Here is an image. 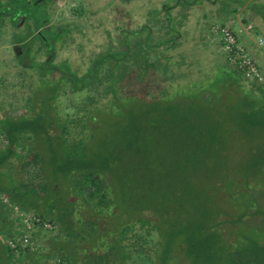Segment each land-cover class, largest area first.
I'll list each match as a JSON object with an SVG mask.
<instances>
[{"label":"rangeland","instance_id":"374dc122","mask_svg":"<svg viewBox=\"0 0 264 264\" xmlns=\"http://www.w3.org/2000/svg\"><path fill=\"white\" fill-rule=\"evenodd\" d=\"M61 1L64 3L63 7H54L56 18L73 19L78 17L82 20L81 16L85 17L87 10L90 9V7H75V5H84L87 0H68L66 5L65 0ZM97 1L100 4L107 2V0ZM161 1L137 0L139 7L135 8L127 7L122 0H113L112 4L113 6L116 5L115 7H105L109 3H104L99 13L94 11L93 15L91 10L88 11V15H90L87 23H84L86 31L78 35L75 34L76 40L68 43L59 54L61 60L66 59L62 68L72 73L71 78L77 80L76 85L82 83V78L78 79L75 66L86 71L91 68L94 60L95 63L100 60L99 56L103 53L117 49L119 47L117 34L121 26L126 25L136 29L141 26L144 20L149 27H156L159 23L158 10L160 7H164V3L163 6L159 5ZM218 2H220L219 7H222L218 12H228L232 17H226L224 13H213L210 18H204L200 26L195 25L197 36L194 38L187 40L185 33L180 41L177 40L178 43L170 41L168 44L161 43L162 45L159 44L158 47L152 46L149 50L147 45L145 46L146 49L141 48L144 53L141 51L140 58L149 56L150 61L154 63L146 82L137 81L139 68L133 67L135 70H133L128 81L131 93H146L147 97L153 98L160 95L164 89L168 92L173 91L174 95L169 102L172 106L171 116L166 117V112L163 111L162 115L165 118L157 119L155 116L154 119V113L146 104L142 108H138V111L133 114L129 109L130 103L127 101L125 104L127 108L121 116L110 112L113 110L112 107L107 109L96 107L93 114L98 116V120L92 119V116L88 118L94 123L99 122L101 125L97 129V136L95 137L97 147L98 143L100 145V140L104 138V134L112 135L113 145L111 144V147L115 152H118V157L112 164V180L119 187L122 186L126 189V195L133 208L140 209L142 202L149 207L158 208L162 207V203L169 201L179 209V213H183V215L181 214L182 226L187 227L194 224L198 228L201 222L209 225L205 232L198 231L197 238L201 239L206 231L212 233L210 231L212 226L215 227L213 231H217L221 235L224 233L226 237L228 236L227 233H233L239 224L240 216L248 206L255 209L256 212H261L260 210L264 209V129L253 123L257 116H262L256 106L264 103V100L255 96L247 98L250 96L249 94L257 91V84L236 80L238 79L237 74L225 62L220 44L212 38V29L220 24L229 25L238 34L239 39L247 47L249 46L250 50L261 61H264V44L261 46L254 44V36L256 37L260 33L252 28V18H247V22L242 26L237 23V20L235 22L233 20V17L236 16L234 8L224 7L223 0ZM70 5L73 7H69ZM95 8L93 7V9ZM176 8L179 10L176 16L179 18L181 26H189V20H186V13L188 12L194 11L193 25L196 23L199 14L195 7L184 8L183 5H180ZM162 13L164 16L165 12L162 11ZM243 21L245 20L243 19ZM179 29L180 33L186 31L182 27ZM157 30L159 34L165 31L159 27ZM140 35L142 36V34ZM132 36L136 38L137 35L132 34ZM138 37L139 35L136 39L141 41L142 37ZM195 42L200 48L196 53L201 54L204 51H209L221 62L219 71H216L217 75L216 73L212 74L218 76L215 77L214 82L220 80L221 72L224 70L230 75H223L220 94L219 96H212L211 100L207 99L210 103H203L199 99L185 100L186 95H194L197 89L195 88V90L190 86L177 88L175 85L176 82L178 83L181 72L188 73V63L195 62L193 55ZM0 46L6 49H9L10 46L2 34H0ZM146 52L148 54L145 56ZM182 53L186 54L188 63L184 60L181 61L185 57ZM115 56L116 61L115 59H106L102 63H105L106 67L110 65V68L113 69L119 63L118 59L124 57L125 54L116 53ZM164 56L172 57L167 59ZM137 57L139 58V56ZM205 61L203 60V63H206ZM124 68L123 66L122 70ZM200 68L202 69L198 72L200 75H208L205 67ZM44 71L46 74V71L50 70ZM190 71V73H195V69ZM4 73L1 74L0 72V108L2 106L9 107L5 108L3 117L0 116L1 120L7 114H12L14 117L21 116L29 110L27 115L36 116L33 119L42 117L43 121L47 119L49 123L53 119L56 120L53 117L54 112L57 111L60 117H66L67 112L74 111L72 106L87 104L90 99L88 98L90 87L85 91H75L69 88L71 85L63 86L62 83L67 80L65 74H61L57 79L58 72L52 71L49 75L51 77L45 76L43 80H40L43 82L42 85L38 83L39 74L37 71H31L27 68L23 71V68L19 66H10ZM146 84L147 88L150 87L149 92L146 91ZM40 85L42 86L39 87ZM260 87H262L261 92L264 91V84H260ZM32 93L34 100L37 95L39 97V100L37 98L33 105L29 97ZM91 94L96 95V92ZM247 99L252 100L249 102L250 104H247ZM31 106H35L34 111L31 110ZM177 112H179L180 119L175 126L173 124L168 125L171 120H163L173 117L178 119ZM158 113L161 115V112ZM187 115L189 118H186ZM117 119H120V122L115 123L118 121ZM1 120L0 127L4 130ZM133 120L142 126L143 131L151 127L150 124L154 126L157 122L162 127H169L170 129H165L163 134L157 138L158 140H154L148 148L135 151L123 142L124 138L133 135L131 131L133 129L130 125ZM4 132L6 137L4 141H0V147H6L9 143L8 135L5 130ZM52 133H56V130L52 129ZM117 138L121 140L118 141L119 143H115ZM121 146L122 148L119 149ZM19 152L25 154L24 150ZM97 152V155L101 153V149ZM36 174H38V169L31 172V175L35 176ZM253 175L257 177L255 181H253ZM33 179L38 181V177H33ZM55 184H57V189H62V192L66 193L67 183L60 179ZM0 197L8 198L12 204H15L4 193H0ZM139 211H136V214H140ZM161 214L163 217L164 211ZM139 232L143 239L142 242H147L146 228L143 225H140ZM6 235L8 236V234ZM6 235H4V239ZM190 244L188 241L189 249L192 250ZM150 247L156 254V245L153 244ZM179 253L182 254V251ZM144 255L145 253L142 251L140 256ZM189 255L191 257V253ZM134 259H136L135 256L129 262L135 263ZM187 259L189 264H195L192 257L190 259L187 255ZM21 263L22 259L19 257L17 264ZM202 263L205 264V261ZM199 264L201 263L199 262Z\"/></svg>","mask_w":264,"mask_h":264},{"label":"trees","instance_id":"16d2710c","mask_svg":"<svg viewBox=\"0 0 264 264\" xmlns=\"http://www.w3.org/2000/svg\"><path fill=\"white\" fill-rule=\"evenodd\" d=\"M145 42L135 38L127 41L126 50L118 52L125 56L118 59L119 63L113 67L117 72L113 70V74L107 77V89L96 93L99 97L106 98V103L101 108L112 107L110 112L121 116L127 108L126 102L129 101V109L133 114L146 104L154 113V119L155 116L157 119L171 116L172 106L169 102L174 95L173 91L164 89L160 95L150 98L146 93L134 94L127 89L128 81L135 70L133 67L139 68L137 81L146 82L154 65L149 56L140 58L141 51L146 49L144 44H148ZM147 54L146 52L145 56ZM182 54L185 57L181 61L188 63L186 54ZM165 57L168 59L172 56ZM177 61L180 62L178 59ZM188 64V73H180L176 87L190 86L197 89L194 95H186L185 100L199 99L203 103H210L207 99L211 100L212 96L220 94L224 71L221 72L220 80L214 82L215 77H218L216 71L219 70L214 71L216 75L208 73L202 76L198 73L202 69L196 61ZM123 66L125 68L122 70ZM193 69L194 74L190 73ZM85 85L88 87L85 82L83 86L78 84L73 87L83 89ZM148 88L146 84V91L149 92L150 87ZM89 92L90 99L87 104L72 106L74 111L67 112L66 117H60L57 111L54 112L53 117L56 120L49 123L47 119L43 121L42 117L33 119L36 116L31 117L32 114L27 113L15 117L7 114L0 119L9 139L6 147H0V193H4L20 207L35 211L61 227L60 234L40 233V242L36 249L22 248L21 264H171L172 258L179 253L178 250L190 259L192 257L195 264H204L203 261L205 264H264V209L256 212L248 206L240 216L233 233H227L226 237L224 233L221 235L213 231L215 227L212 226V233L206 231L202 239L197 238L198 231L205 232L209 225L201 222L198 228L194 224L182 226L183 213H179V209L169 201L158 208L149 207L142 202L140 209H134L126 195V189L112 180V164L118 157V152L111 147L112 135L104 134L97 147L95 137L101 125L88 118L95 116L93 113L101 101L91 94L92 90ZM252 93L247 98L255 96L264 100V92L261 95ZM247 100V104L252 101ZM256 107L262 116L254 117L256 121L253 123L264 129V103ZM34 109L35 106L31 110ZM163 111L166 112L165 116L162 115ZM178 113V119L173 117L163 120H171L168 125L175 126L180 119ZM117 120L115 123L120 122V119ZM133 121L130 124L133 130L128 128L133 135L124 138L123 142L135 151L148 148L165 129H170L157 122L143 131L142 126ZM52 129L56 133H52ZM118 141L121 140L117 138L115 143ZM121 148L122 146L119 149ZM100 149L101 153L97 155ZM20 150H24L25 154H20ZM36 169L38 174L31 175ZM255 175L252 176L253 181L257 178ZM33 177H38V181ZM60 179L67 183L66 193L57 189L55 182ZM136 211L140 214H136ZM157 211H164L163 217ZM140 225L147 229L149 235L154 230L158 232L160 238L155 255H151L152 249H149L147 254L140 256L141 247L134 243H139L141 239ZM6 234H16V222L9 204L0 197V264H17L18 257L4 239ZM130 239L132 243H128ZM188 241L192 250L189 249ZM134 256L135 263H130L129 260Z\"/></svg>","mask_w":264,"mask_h":264},{"label":"flooded vegetation","instance_id":"af4514ba","mask_svg":"<svg viewBox=\"0 0 264 264\" xmlns=\"http://www.w3.org/2000/svg\"><path fill=\"white\" fill-rule=\"evenodd\" d=\"M66 1L68 0H65V5ZM218 1L219 0H162L159 5L163 6L164 3V7H160V10H158L159 23H157L156 27H149L146 22H144V20L141 26L136 29H132L130 26L126 25L121 26L119 27V32L117 34L119 41V47L117 49L108 50L105 52V54L103 53V55L99 56L100 60H98L97 63H95L94 60L91 64V68L86 71L75 66L77 69L76 72L78 73V79L80 80L82 78V83H80L79 86H83L84 82L88 85V87L85 85V88L83 89H76L73 87V85H76L75 83L77 80L71 78V72H67L64 70V68H62V65H64L66 59L61 60V58H59V54L63 48H66L68 43L74 42L76 40L75 34L78 35L86 31L84 23H87L89 18L90 14L88 15V11L91 10L92 13L94 11L99 13V10L103 8L104 3H109L108 5H105V7L113 6V0H107V2L102 4H100L97 0H87V3L82 6L75 5V7H90V9L87 10L85 17L81 16L82 20L78 19V17L73 19L56 18L54 15V7H63L64 3L61 0H0V34H2L4 38L8 40L13 50V54L5 57L6 59L0 58V72L1 74H5L4 72H6L10 66H19L23 68V71H25L27 68L31 71L38 72V83L40 84L43 83L40 82V80H43L45 76H49L52 71L58 72L56 77L57 79H59L58 77L61 74H65L67 76V80L62 83L63 86L66 87L71 85L69 88L75 91H85L90 87L88 90L99 93L100 91L107 89V77L113 74V70L114 72H117V70L110 68V65L106 67L104 65L105 63H102V61L106 59L110 60L109 57H111V59H115L116 53H118L120 50H126V48H128L126 44L127 41H132L135 39L132 34L137 36L139 35L138 38L142 37V40L148 43L144 44V46L147 45V47H158L159 44H168L170 41H176V43H178L177 40L180 41L185 33L187 34V37H185L187 40L194 38L197 36V28L195 25L200 26L201 21L204 20V18H210L213 13H224L218 12L222 8L219 7L220 2ZM223 1L225 4L224 7L234 8L236 15L233 17L234 22L237 20V23L243 26L247 22V18H252V28L256 29L260 33L258 36H254V44L257 46L264 44V0ZM122 2L127 7H139L137 0H122ZM180 5H183L184 8L195 7L197 9V13L199 15L194 25V11L186 13V20H189L190 23L189 26H181L179 24V18L176 16L179 10L176 7ZM69 7H73V5H70ZM93 7L96 8L93 9ZM162 11L165 12L164 16L162 15ZM224 14L226 17H232V15H229L228 12ZM243 19L245 21H243ZM158 27L159 29L161 28L165 31L159 34L157 30ZM179 27L185 28L186 31L180 33ZM140 34H142V36ZM245 46L247 47V45ZM247 49L252 53L264 74V61H261L260 58L250 50L251 48L249 46ZM197 50H200V48L197 47V42H195V45L193 44V55L194 60L198 63V66L205 67L206 72L209 74H213L216 69L219 70L221 62L217 57L213 56L209 51H204L201 54L196 53ZM203 60H206V63H203ZM128 63L130 64V60ZM44 70L50 71H46L45 74ZM233 70L238 77L236 80L244 82L248 81L244 79L234 68ZM226 72L227 71L224 70V74L229 75V73ZM89 82L90 84H88ZM250 82L257 84V94L261 95L262 92H264H261L260 90V84H264V81ZM127 89L129 92H131L130 87L127 86ZM33 93L31 96H29L31 98L32 105L34 102H36L37 98L39 100L38 95L35 100L33 99ZM96 96L101 101L97 107H103V105L106 103V98L99 97L100 95L97 94ZM7 107L9 106H2L0 108V116L3 117L5 108ZM31 108H34V106H31ZM28 111L29 110H27L25 113H28ZM92 118L98 120V116L96 115ZM57 225L59 228L58 233L60 234L61 227L59 224ZM146 235L150 237L148 238L147 242H142V238L140 239L139 243L134 242L137 246L141 247V254L142 251L147 254V250L152 249L150 246L153 244L157 245V241L160 238L156 230L152 232V235H149V232H147L146 229ZM130 241L128 243H132L131 239ZM151 255H155L153 250ZM171 264H189V260L183 253H177L172 258Z\"/></svg>","mask_w":264,"mask_h":264},{"label":"built area","instance_id":"2783aa9c","mask_svg":"<svg viewBox=\"0 0 264 264\" xmlns=\"http://www.w3.org/2000/svg\"><path fill=\"white\" fill-rule=\"evenodd\" d=\"M212 35L213 40L220 44L229 66L248 81H264V74L256 59L229 25L220 24L213 27ZM5 135L4 130L0 127V141L5 140ZM4 200L10 204L16 222V234L6 235L5 241L18 258L22 248L36 249L38 247L40 233L46 235L58 233L59 228L56 222L35 211H29L12 204L8 198Z\"/></svg>","mask_w":264,"mask_h":264},{"label":"crops","instance_id":"0c3cea01","mask_svg":"<svg viewBox=\"0 0 264 264\" xmlns=\"http://www.w3.org/2000/svg\"><path fill=\"white\" fill-rule=\"evenodd\" d=\"M6 47H8V46H6ZM8 48L9 49H6L3 46H0V58L1 59H4L5 57L13 54L12 46L10 45Z\"/></svg>","mask_w":264,"mask_h":264}]
</instances>
